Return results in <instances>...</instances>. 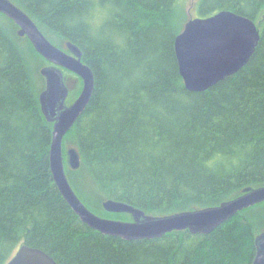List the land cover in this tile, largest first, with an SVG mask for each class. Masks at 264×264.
Returning <instances> with one entry per match:
<instances>
[{
  "label": "trees",
  "instance_id": "16d2710c",
  "mask_svg": "<svg viewBox=\"0 0 264 264\" xmlns=\"http://www.w3.org/2000/svg\"><path fill=\"white\" fill-rule=\"evenodd\" d=\"M10 1L55 46L77 45L93 72L91 98L63 137L80 157L68 181L93 213L123 215L90 207L95 197L164 216L264 186V0ZM185 3L198 17L233 11L260 31L247 64L202 92L185 88L174 52ZM32 61L0 24V264L23 244L57 264H252L264 223L251 209L264 201L208 233L126 240L83 223L52 178V123Z\"/></svg>",
  "mask_w": 264,
  "mask_h": 264
},
{
  "label": "water",
  "instance_id": "95a60500",
  "mask_svg": "<svg viewBox=\"0 0 264 264\" xmlns=\"http://www.w3.org/2000/svg\"><path fill=\"white\" fill-rule=\"evenodd\" d=\"M0 13L17 26V34L25 35L34 49L49 63L40 69L45 89L39 94L41 112L52 123L49 165L54 183L64 200L88 227L104 234L126 240L158 238L172 231L189 230L208 233L232 215L264 201V186L247 189L243 194L218 206L151 216L124 202L107 199L104 210L128 213L132 221L101 217L89 210L72 189L63 167L62 140L82 114L89 102L94 76L91 68L81 60V50L66 42L70 54L52 44L34 21L10 0H0ZM260 38L256 23L243 15L221 10L207 17H191L174 38V52L178 71L189 91L202 92L236 73L247 64ZM61 69L77 75L82 89L74 101L65 104L68 90ZM71 168L77 169L80 157L75 148L67 151ZM256 253L252 264H264V231L255 237ZM6 264H57L43 250L21 245Z\"/></svg>",
  "mask_w": 264,
  "mask_h": 264
},
{
  "label": "rangeland",
  "instance_id": "374dc122",
  "mask_svg": "<svg viewBox=\"0 0 264 264\" xmlns=\"http://www.w3.org/2000/svg\"><path fill=\"white\" fill-rule=\"evenodd\" d=\"M192 4L194 5V3H185L186 12H187V19L185 20L184 24L186 23V21L189 18L195 17L194 8H193ZM0 24H2L4 26L5 30L7 31L8 35L10 36V38L14 41V43L22 51H24L29 58L33 59L32 63L38 66L37 70L35 68L34 76H35L36 85H37V91H38V96H39V94L45 89V86H46L45 78L41 75L40 69L42 67H44V66H47L49 63H47L46 61H42V59L38 55L36 56L34 53H32L33 51H32V49L30 48V45H29L30 41L28 40V38L25 35L17 34L18 26H16L13 22H11L5 16L0 15ZM184 24H183V27H184ZM183 27H182V29H183ZM56 46L70 54V51L66 47V42L65 41L57 40ZM61 71H62V75H63L64 85L66 86V88L68 90V95L66 97L65 104L69 105L79 95V93H80V91L82 89V81L77 75H75V74H73L71 72L65 71L63 69H61ZM70 148H75L76 149L74 140L68 139V138L62 140L63 167H64V172H65V175H66L67 179H69L68 173L70 174L71 171L80 169V165H79V167L77 169H73L69 165L67 151ZM80 180H81L82 183H86L87 181H89L85 177V175H82L80 177ZM75 193H76V191H75ZM79 199L83 202V204H85V202L82 200V198L80 196H79ZM92 200L94 201L93 198H92ZM90 201H91V199H90ZM102 202L103 201L100 200L98 197H95L94 203L88 202L87 204L90 207H93L96 210H101V209L103 210ZM251 211L255 213V217L259 221L262 222V220H263V223H264V215H263V213H264V205L259 206V207H253L251 209ZM101 217L108 218V219H113V220L127 221V222H131L132 221V216L130 214H128V213H123L121 218L120 217L108 216V215H103V216L101 215ZM263 231H264V227L263 226L259 227L258 230H257L258 234L263 232Z\"/></svg>",
  "mask_w": 264,
  "mask_h": 264
},
{
  "label": "flooded vegetation",
  "instance_id": "af4514ba",
  "mask_svg": "<svg viewBox=\"0 0 264 264\" xmlns=\"http://www.w3.org/2000/svg\"><path fill=\"white\" fill-rule=\"evenodd\" d=\"M69 72V71H68Z\"/></svg>",
  "mask_w": 264,
  "mask_h": 264
}]
</instances>
